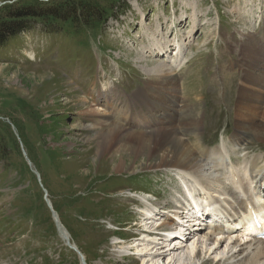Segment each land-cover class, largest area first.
I'll return each mask as SVG.
<instances>
[{"label": "rangeland", "instance_id": "obj_1", "mask_svg": "<svg viewBox=\"0 0 264 264\" xmlns=\"http://www.w3.org/2000/svg\"><path fill=\"white\" fill-rule=\"evenodd\" d=\"M17 1L0 0V8ZM243 2L120 0L112 9V18L96 36L77 32L75 37L66 29L52 28L55 31L51 32L50 28L31 23L26 31L0 47V121L10 126L33 175L20 173L17 168L22 161L15 155L11 154L6 162L0 160V264H81L78 253L64 246L43 197H38L36 173L85 264L141 263L139 255L137 260L128 252L133 249L137 254L127 244L133 241L128 231L137 236L138 228L134 225V207L125 200L127 192H151L167 201L177 187L169 171L146 169L156 162L146 153L137 157L128 151L115 159L99 154L95 141L89 139L94 133L87 127L94 117L89 111L101 109L104 118L113 125H122L126 133H152L156 119L139 127L135 118L144 104V111L150 109L152 117H159V112L165 110L154 103L147 87L156 86L157 71L164 65L174 69V88L180 90L176 94L178 103L169 109L173 118L176 109L173 125L184 124L185 118L179 113L186 106L200 124L197 138L192 135L186 139H195L199 144L202 139L205 150L223 144L231 155L234 149L244 146L256 150L255 156L260 154L264 141L251 132L245 135L242 147L229 143L235 132L234 112L244 80L251 77L264 83L260 81L264 80V0L261 10L256 7L249 15L242 14L251 8L242 9ZM98 3L105 4L104 0ZM185 17L187 20L180 22ZM156 23L162 34L167 33L171 42L175 39L173 42L181 46L180 66L176 69L174 53L168 58L142 55ZM85 40L90 45L88 50L80 45ZM259 91L264 94V88ZM12 122L22 128L21 137L30 152ZM239 152L232 157L239 159ZM211 156L216 158L215 153ZM250 157L251 161L254 155ZM120 159L126 163L121 173L115 171ZM117 238L123 242H117ZM181 244L183 252L179 249L167 253L158 262L166 263L193 249L189 264H246L227 260L231 248L225 244L212 246L199 237ZM195 252L199 255L194 260ZM145 262L156 261L149 258ZM182 264H187L185 258Z\"/></svg>", "mask_w": 264, "mask_h": 264}, {"label": "bare ground", "instance_id": "obj_2", "mask_svg": "<svg viewBox=\"0 0 264 264\" xmlns=\"http://www.w3.org/2000/svg\"><path fill=\"white\" fill-rule=\"evenodd\" d=\"M255 4H257L258 9H260L259 7H262L263 0H245L242 9L245 10L247 6H251V8L243 11L242 14L246 13L249 15L253 13V10L256 7ZM185 21L180 19V22L184 23ZM164 23H166V21H164ZM193 24L195 26V22ZM141 25H143V23ZM262 28L264 32V25ZM169 38L170 36L167 33L162 34L160 24L156 23L154 32L148 34L147 36V39L150 40L148 42L149 45L142 49V55L150 54V56L153 58H168L172 53H174V65L175 68H177L180 66L179 59L181 57V48L179 43L173 42L175 39L172 40V43ZM162 54H164V56H162ZM170 68H167L165 65L162 66L161 70L159 72L157 71L156 78L158 82L156 83V86H147L151 90L150 94H153L154 96V103L161 105L165 110L159 112V117H152V113L147 112H143L136 117V125H146L149 121L156 119V130L154 129L152 133L149 131L150 134L139 131H137L139 134L133 132L126 133V130H123V127H121L122 125H113L109 122L106 116L104 118V111L101 109H92L89 111V113L94 115V117L91 119L90 125L87 127V129L94 133V137H90L89 139L95 141L96 147L99 150V154H108L113 159H115L121 153L128 151L137 157H139L140 154L146 153L148 155L147 157L156 158V162L152 166H148L146 169L164 170L165 172L181 171L186 173V177L183 178L185 180H179V184L181 185L178 186L179 191H174L173 195L170 197V200L176 206H178L176 208L180 210V212L177 213V220L180 222L178 227V236L186 237L188 235L186 241L189 240V237L191 239L199 237L206 242H210V245L217 247H221L223 244H226L225 247H231V251L229 253L230 259L236 260V263L241 262L243 259H247V264H264V242H253V244L247 243L244 245L232 243V239L229 237V235L234 228L232 227L231 223L225 224V226L215 225L212 228L204 230L203 232L199 231L198 234H195L192 233L190 229L192 226H188V222H183L185 219L187 221H191L188 219L194 218L190 217V211H193V214L195 212V214L200 217V204H205L210 201H218L221 204V207H225L227 211L230 209L234 210L233 204H231L232 201L227 198L228 193L232 191L233 187L242 193H250V188L248 187L247 183L245 187H240L238 185L244 184L243 179L241 176L239 177L235 174V169L233 168L231 160L227 165L230 169V173L227 177L225 176V173H223V171H225V164H223L222 161H219L218 158L216 159L211 156L212 153H215V151H210L211 153L209 152L210 154H208L206 150L201 148L200 144L195 139L193 142L190 138L186 139V136L192 135L197 138L200 127V124L197 121L198 118L196 119L190 116V109H188L187 106L183 110L181 109V116H183L182 118H185L184 124L178 127L174 126L176 123L173 125V119L176 117V109L174 118L172 111H169V109L170 106H176L175 103L178 100H176V94L179 93L180 90H178V88H174L177 86V83L174 79V69L172 70ZM263 87L264 83L258 82L251 77H247L244 80V86L240 89L241 92L239 93L240 95H238V103L234 112L236 116V125L235 132L230 139L232 145H241L245 140V135L249 132H251L252 135H254L257 139H262V141H264V94L259 92V89ZM153 113L154 115L157 114L155 109ZM161 118H164V120L169 119L167 121L169 123H166L165 121L162 122ZM150 127L151 129L154 128L152 126ZM249 150L251 149L246 147L243 149V152L248 155L250 153ZM217 153L221 154V152L218 150ZM257 159L263 160L260 167L256 166L258 160H254L250 166V170H246L247 167L241 168L242 172H245V175H247L249 172L252 180L253 178L256 179L258 176H264V157L259 155ZM205 162H209V164L207 165ZM210 164L211 166H209ZM125 166V161L120 159L119 163H117L115 166V171L121 173L125 170ZM228 167L226 169H228ZM216 169L221 173L219 176L215 174ZM254 173L256 174L254 175ZM229 177L232 179L231 186H227L225 183V180H228ZM120 193L123 192L121 191ZM225 205L228 206L226 207ZM141 212L144 216H138L136 220L137 222L135 221L136 224H134L138 228L136 230L138 239L136 238L131 244H127L129 248L133 247L136 250V255L141 257L140 264H145V259L149 258L155 259L156 262L153 264H182L183 258H185L187 264H189L191 260L190 256H192L194 252L193 249H191L188 254L186 252L182 253V255L176 256L175 258L172 257L167 259L166 263H163V261L160 263L158 262L163 260L167 253H174L179 249H181L183 252V249L181 248V243L183 242L179 240H171L170 237L172 236V231L168 229L166 230V236L158 235L160 237H155L151 235V237H149L148 235L143 234L140 230L141 228L146 229L147 232L155 234L154 228L158 226V221L162 222L163 226L169 228H173L175 225L173 221L170 223L163 221L165 218H161L162 214L157 212V210L153 207H145ZM154 212H157V217L155 219L153 218ZM145 215L148 216V218H145ZM210 216L216 217L215 214ZM230 218L232 220L236 219L234 215H232ZM196 220L197 219L193 220V223L191 224H195L197 222ZM187 227H189V229H187ZM212 229H215L216 233H213ZM61 235H63L65 240L70 241V237L65 229L61 231ZM115 243L116 242H114V244ZM237 247L238 249L236 251L235 249ZM152 250L156 251L153 253ZM209 253L210 251L208 250L206 255ZM198 255L199 252L194 253V260L198 257ZM239 257H241V260L237 261V258ZM81 260L82 263H85L83 257ZM204 261L205 260H203V263Z\"/></svg>", "mask_w": 264, "mask_h": 264}, {"label": "trees", "instance_id": "obj_3", "mask_svg": "<svg viewBox=\"0 0 264 264\" xmlns=\"http://www.w3.org/2000/svg\"><path fill=\"white\" fill-rule=\"evenodd\" d=\"M98 1L51 0L43 2L40 0H20L10 5H4L0 8V47L4 46L10 39L17 37L21 32L26 31L31 23L50 28L51 32L66 29V31L75 33L72 34L75 37L81 32L96 36L103 30L106 22L112 18V9L115 3L120 0H104V5H100ZM85 42L86 40L80 45L83 49H88L89 44ZM12 124L18 131L23 146L27 147L26 149L30 152L26 141L22 140V128L16 123L12 122ZM11 154L22 161L17 168L20 173L26 172L30 174L29 177H33L22 159L19 145L10 131V126L0 121V160L6 162ZM38 192V197L41 199V192Z\"/></svg>", "mask_w": 264, "mask_h": 264}, {"label": "water", "instance_id": "obj_4", "mask_svg": "<svg viewBox=\"0 0 264 264\" xmlns=\"http://www.w3.org/2000/svg\"><path fill=\"white\" fill-rule=\"evenodd\" d=\"M25 155V154H24ZM46 203H47V205H48V207H50V205H49V203L46 201ZM52 215H53V217L55 216V214L52 212ZM67 246H69V244L67 243ZM69 247H71V246H69Z\"/></svg>", "mask_w": 264, "mask_h": 264}]
</instances>
